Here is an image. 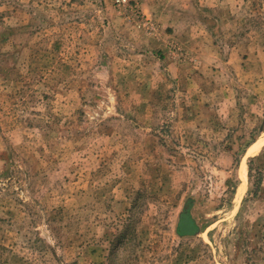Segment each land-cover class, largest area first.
<instances>
[{"label":"rangeland","instance_id":"obj_1","mask_svg":"<svg viewBox=\"0 0 264 264\" xmlns=\"http://www.w3.org/2000/svg\"><path fill=\"white\" fill-rule=\"evenodd\" d=\"M259 139L264 0H0V264H264Z\"/></svg>","mask_w":264,"mask_h":264},{"label":"bare ground","instance_id":"obj_2","mask_svg":"<svg viewBox=\"0 0 264 264\" xmlns=\"http://www.w3.org/2000/svg\"><path fill=\"white\" fill-rule=\"evenodd\" d=\"M264 145V139H259L258 141H255L254 144L249 148L250 153H255L258 151L262 146ZM244 167L242 168V170ZM244 173V172H243Z\"/></svg>","mask_w":264,"mask_h":264},{"label":"trees","instance_id":"obj_3","mask_svg":"<svg viewBox=\"0 0 264 264\" xmlns=\"http://www.w3.org/2000/svg\"><path fill=\"white\" fill-rule=\"evenodd\" d=\"M193 224V223H192ZM179 231L181 232V233H189V232H186L181 226H180V228H179Z\"/></svg>","mask_w":264,"mask_h":264}]
</instances>
